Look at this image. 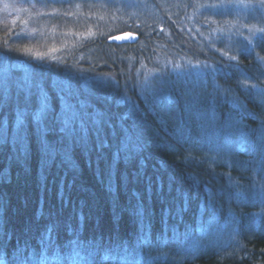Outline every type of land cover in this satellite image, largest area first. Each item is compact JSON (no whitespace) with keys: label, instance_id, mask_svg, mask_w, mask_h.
Here are the masks:
<instances>
[{"label":"trees","instance_id":"1","mask_svg":"<svg viewBox=\"0 0 264 264\" xmlns=\"http://www.w3.org/2000/svg\"><path fill=\"white\" fill-rule=\"evenodd\" d=\"M6 1L67 25L77 10L85 58L40 66L41 116L36 90L0 84V264H264L261 64L230 65L176 22L132 28L110 0ZM124 30L138 39L106 40ZM169 48L217 73L142 85Z\"/></svg>","mask_w":264,"mask_h":264},{"label":"rangeland","instance_id":"2","mask_svg":"<svg viewBox=\"0 0 264 264\" xmlns=\"http://www.w3.org/2000/svg\"><path fill=\"white\" fill-rule=\"evenodd\" d=\"M109 4V14L128 20L132 28L146 29L153 23L176 22L186 34L209 44L230 65L238 66L234 62L241 53H246L250 60L261 64L264 77V0H110ZM77 12L69 17L67 25V22L54 21L56 16L24 6L20 1L0 0V14L16 22L14 33H0V84L14 81L22 90H36L39 116L44 111L42 99L46 96L38 78L40 66L54 75L56 69L66 70L71 61L85 58L74 47L85 38L75 33V27L82 26L83 22L71 24ZM121 14L126 15L121 18ZM95 34L109 32L104 29ZM13 43L19 46L14 47ZM156 60L153 65L139 68L142 85L174 73H217L212 64L194 60L172 48Z\"/></svg>","mask_w":264,"mask_h":264},{"label":"water","instance_id":"3","mask_svg":"<svg viewBox=\"0 0 264 264\" xmlns=\"http://www.w3.org/2000/svg\"><path fill=\"white\" fill-rule=\"evenodd\" d=\"M117 37H126L125 39H116ZM138 39V34L131 30H124L107 36L106 40L110 43H126Z\"/></svg>","mask_w":264,"mask_h":264},{"label":"snow or ice","instance_id":"4","mask_svg":"<svg viewBox=\"0 0 264 264\" xmlns=\"http://www.w3.org/2000/svg\"><path fill=\"white\" fill-rule=\"evenodd\" d=\"M126 37H117L116 39H125ZM47 128L45 127V128H42L41 129V132H42V135H41V143L42 144H46L47 143V140H46V134H47ZM23 137H22V135H21V139H22ZM58 227V225H51V226H49V231H53V230H55L56 228Z\"/></svg>","mask_w":264,"mask_h":264}]
</instances>
